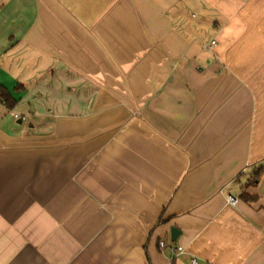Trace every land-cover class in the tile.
Instances as JSON below:
<instances>
[{"label": "crops", "instance_id": "obj_1", "mask_svg": "<svg viewBox=\"0 0 264 264\" xmlns=\"http://www.w3.org/2000/svg\"><path fill=\"white\" fill-rule=\"evenodd\" d=\"M2 89L0 264H264V0H0Z\"/></svg>", "mask_w": 264, "mask_h": 264}, {"label": "trees", "instance_id": "obj_2", "mask_svg": "<svg viewBox=\"0 0 264 264\" xmlns=\"http://www.w3.org/2000/svg\"><path fill=\"white\" fill-rule=\"evenodd\" d=\"M1 99H3V102L9 107L12 108L15 101L10 97V95L2 89V92L0 94ZM264 174V169L263 166L262 168H260L253 176L251 183L252 184H256L262 177V175ZM240 198L246 202H254L257 199V196H254L246 191H243L240 195Z\"/></svg>", "mask_w": 264, "mask_h": 264}, {"label": "built area", "instance_id": "obj_3", "mask_svg": "<svg viewBox=\"0 0 264 264\" xmlns=\"http://www.w3.org/2000/svg\"><path fill=\"white\" fill-rule=\"evenodd\" d=\"M214 44H215V41H212L210 44V47L213 46ZM14 117L18 118L19 115L17 113H15ZM228 201L230 204L235 205L237 203L238 199L230 195V196H228ZM165 245H166L165 241H160L161 247H164ZM171 249L177 255H182V254L186 253V249L182 245H172ZM190 264H201V262L197 256H192L190 258Z\"/></svg>", "mask_w": 264, "mask_h": 264}, {"label": "water", "instance_id": "obj_4", "mask_svg": "<svg viewBox=\"0 0 264 264\" xmlns=\"http://www.w3.org/2000/svg\"><path fill=\"white\" fill-rule=\"evenodd\" d=\"M170 233H171V239H172V241H176L181 232H180V230L178 228H176L175 226H173L170 229Z\"/></svg>", "mask_w": 264, "mask_h": 264}]
</instances>
